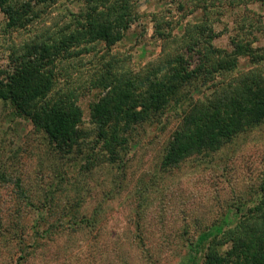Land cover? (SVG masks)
<instances>
[{
	"label": "trees",
	"instance_id": "16d2710c",
	"mask_svg": "<svg viewBox=\"0 0 264 264\" xmlns=\"http://www.w3.org/2000/svg\"><path fill=\"white\" fill-rule=\"evenodd\" d=\"M170 2L178 15L165 5L149 15L159 52L136 68L117 45L147 16L141 0H0V101L63 164L41 192L0 171V185L16 191V208L0 205V243L24 254L16 264L27 251L23 209L36 213L32 230L48 240L59 225H43L56 214L87 230L100 209L89 217L85 201L67 205L77 182L66 173L124 169L145 127L173 126L159 155L157 170L165 174L264 126V0ZM196 12L200 18L187 19ZM224 35L229 47L215 44ZM187 243L186 264H264V179Z\"/></svg>",
	"mask_w": 264,
	"mask_h": 264
},
{
	"label": "rangeland",
	"instance_id": "374dc122",
	"mask_svg": "<svg viewBox=\"0 0 264 264\" xmlns=\"http://www.w3.org/2000/svg\"><path fill=\"white\" fill-rule=\"evenodd\" d=\"M163 5L178 15L176 3L170 0H141V11L147 16L132 26L117 45L120 51L132 54L136 68L159 52L149 15L162 10ZM257 11L260 12L259 7ZM201 15L196 12L187 19ZM231 19L226 16L228 25ZM223 27L216 25L218 30ZM229 41V36L224 35L215 44L229 47ZM246 66L241 59L240 68ZM88 103L85 100L82 104L86 121ZM172 130L173 126L163 130L145 127L122 170L108 167L91 177L75 171L66 173L69 181L77 182L73 188L68 186L65 196L69 194L71 200L66 199L67 205H74L79 199L85 201V211L81 212L89 217L100 209L97 222L87 230L76 227L70 216L56 214L43 225V229L49 223L59 225L57 235L48 240L51 235L44 238L42 231L32 230L36 213L23 209L19 217L26 227L25 243L29 245L23 264H186L187 242L196 240L201 231L217 222L236 200L249 199L259 189L264 179V126L216 153L191 158L179 169L159 174V155ZM57 167L63 164L50 153L42 135L0 101V171L20 177L25 187L41 192L43 185L53 181ZM13 189V184L0 185V205L4 202L6 209L17 207L12 199V192L16 198ZM20 255L19 246L0 243V264H16Z\"/></svg>",
	"mask_w": 264,
	"mask_h": 264
}]
</instances>
